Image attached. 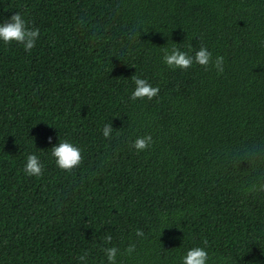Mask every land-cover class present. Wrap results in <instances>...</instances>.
<instances>
[{
  "label": "trees",
  "instance_id": "1",
  "mask_svg": "<svg viewBox=\"0 0 264 264\" xmlns=\"http://www.w3.org/2000/svg\"><path fill=\"white\" fill-rule=\"evenodd\" d=\"M16 12L40 36L31 52L0 40V264H107L131 243L118 264L195 246L264 264V0H0V23ZM173 46L208 47L224 73L169 68ZM133 75L159 95L133 101ZM64 140L82 150L71 172L51 156Z\"/></svg>",
  "mask_w": 264,
  "mask_h": 264
},
{
  "label": "clouds",
  "instance_id": "2",
  "mask_svg": "<svg viewBox=\"0 0 264 264\" xmlns=\"http://www.w3.org/2000/svg\"><path fill=\"white\" fill-rule=\"evenodd\" d=\"M40 36V30L28 26V22L19 12L14 13L8 21L0 23V40L4 44L12 42L19 43L25 51L31 52L35 47ZM163 61L169 68H179L183 70L190 69L193 64L202 66L205 70L214 69L218 75L225 71V57L222 55L213 56V53L206 46H201L195 50L194 55H189L188 52L182 51L180 48L173 46L171 50L164 49ZM135 88L132 91L131 99L133 101L147 99L151 101L160 93L159 86H153L146 78L140 76H132ZM112 123H107L101 129L103 136L106 139H111L113 133ZM51 141V137H49ZM154 143L153 136L146 134L137 136L131 142V146L136 152H144ZM51 156L55 159L57 167L62 170L71 172L73 169L80 166L83 161L82 150L77 145L68 140L60 141L59 144L51 148ZM24 173L29 177H42L44 174V165L36 154L28 155L23 169ZM167 227V226H165ZM164 227V228H165ZM143 229L136 230V236L144 237ZM112 236L105 237V243L110 244ZM207 245V241H204ZM136 250V244L131 243L124 249L122 253L116 246L104 247L102 251L107 259V264H118L117 257L120 255L132 256ZM88 254L78 256V261L86 264ZM210 259L209 252L206 247L195 246L190 248L181 258V264H208Z\"/></svg>",
  "mask_w": 264,
  "mask_h": 264
}]
</instances>
